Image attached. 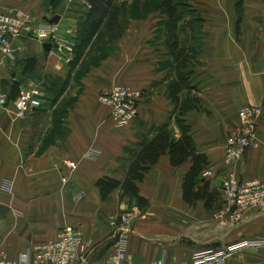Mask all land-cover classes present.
I'll use <instances>...</instances> for the list:
<instances>
[{
    "label": "crops",
    "instance_id": "0c3cea01",
    "mask_svg": "<svg viewBox=\"0 0 264 264\" xmlns=\"http://www.w3.org/2000/svg\"><path fill=\"white\" fill-rule=\"evenodd\" d=\"M189 4L181 35L189 54L185 67H178L169 52L166 16L161 12L141 18L120 14L118 37L93 62L83 57L72 64L75 48L69 63L55 48L47 55L44 42L31 34L13 40L12 59L0 56V82L7 97L0 104V251L9 258L56 239L66 225L82 230L91 248L89 259L95 258L91 264H99L112 250L124 224L129 229L127 257L134 264L161 256L190 264L196 251L220 250L264 231V205L247 208L235 221L223 212L227 204L221 191L230 172L241 180L264 175V0ZM62 6L57 32H68L75 47L87 12L83 6L66 5L65 0L58 6L51 0H0V11L29 13L31 31L52 23ZM32 58L36 64L26 71ZM181 73L189 74L190 96L201 99L198 107H186L187 90L178 104L173 101L169 85ZM115 83L129 84L141 94L138 116L127 126L116 127L99 100L100 93ZM31 84L44 91L42 108L16 118L15 99ZM247 104L263 108L257 145L229 165L224 146L239 130V109ZM165 124L176 136L188 126L197 150L207 155V169L213 174L206 178L219 196L214 207L207 209L204 201L191 206L183 199V180L192 158L174 166L168 153L139 182L147 206L140 208L120 189L103 200L97 180H123L141 143ZM65 159L78 162L72 174L63 165ZM79 191L85 195L77 200ZM122 204L132 211L127 222ZM223 264H264V248L247 249Z\"/></svg>",
    "mask_w": 264,
    "mask_h": 264
},
{
    "label": "built area",
    "instance_id": "2783aa9c",
    "mask_svg": "<svg viewBox=\"0 0 264 264\" xmlns=\"http://www.w3.org/2000/svg\"><path fill=\"white\" fill-rule=\"evenodd\" d=\"M66 5L76 3L84 4L90 8L87 0H65ZM29 13L18 10L0 11V56L2 59H12L15 55L13 40L20 36L33 35L42 42L57 44L55 48L65 63H69L74 49V42L70 35L59 34L55 23H48L38 31H31ZM141 94L126 83H115L104 89L100 95V102L109 109L110 118L116 127L127 126L138 116L139 99ZM44 91L39 85L31 84L22 88L14 102L15 117L25 118L33 110L43 105ZM6 94L0 82V104L6 102ZM263 113L260 105H243L239 109L240 127L239 130L229 135L225 143V163L235 164L239 162L246 150L257 145L258 121ZM63 165L72 174L78 168V162L65 159ZM212 171L207 169L205 177H211ZM62 182H68V176L62 178ZM7 188L11 187L7 183ZM222 198L227 204L223 210L232 219L238 221L247 208L264 205V175L252 180H241L234 172H230L221 184ZM85 193L79 191L75 198L80 200ZM126 212L122 219L127 222L132 218L128 204H122ZM128 226L124 224L115 236L112 250L101 260L99 264H134L127 257V235ZM250 248H264V231L254 237L242 238L227 245L220 250L208 249L199 250L193 254L190 264H223L227 258L243 252ZM90 244L84 239L81 229L76 226L66 225L58 237L35 245L32 249L21 254L19 258H9L3 251H0V264H39L49 262L51 264H90ZM141 264H184L168 261L161 256L149 262Z\"/></svg>",
    "mask_w": 264,
    "mask_h": 264
},
{
    "label": "trees",
    "instance_id": "16d2710c",
    "mask_svg": "<svg viewBox=\"0 0 264 264\" xmlns=\"http://www.w3.org/2000/svg\"><path fill=\"white\" fill-rule=\"evenodd\" d=\"M87 1L91 5L90 8L81 3L72 5H81L87 9L85 18L79 25L77 42L74 47L76 56L73 58L72 64L75 63V59L79 60L83 57H88L92 62L103 57L108 49V43L117 38L120 33L119 16L124 8L117 5V0ZM134 1L136 3L134 7L124 10L130 17H145L156 10L164 13L169 52L178 67H185L188 64L189 54L181 35L186 31L183 13L190 10V7L186 6L183 9L179 7L180 3L176 0ZM62 2L63 0H51V4L57 6ZM140 7L143 8L142 11H140ZM102 36L103 38H101ZM35 64L36 59H30L27 62L26 71L32 69ZM192 88L190 76L186 73L179 74L177 79L169 85L170 95L176 104L179 103L183 91H188L185 97L187 108L201 105L200 97L190 96ZM180 111L183 113L185 109L181 108ZM165 153H168L171 164L174 166L181 165L192 158L191 166L183 180V199L191 206H195L198 201H204L205 207L212 209L218 202L219 196L216 191L211 189L210 180L204 176L209 165L207 155L197 150L188 126H182L180 135L176 136L170 131L167 124L158 128L149 140H144L141 143L123 180L110 176H103L97 180L96 185L102 199H108L114 190L120 189L123 196L136 199L140 208L147 206L148 200L140 195L139 182L143 180L150 167L156 164L160 156Z\"/></svg>",
    "mask_w": 264,
    "mask_h": 264
},
{
    "label": "rangeland",
    "instance_id": "374dc122",
    "mask_svg": "<svg viewBox=\"0 0 264 264\" xmlns=\"http://www.w3.org/2000/svg\"><path fill=\"white\" fill-rule=\"evenodd\" d=\"M146 0H143L142 2H145ZM176 2H179L180 4H179V7H181V8H183V9H185V7L187 6V7H191V5L189 4V0H176ZM117 5L118 6H120L121 8H124V10H126V9H129V8H132V7H134L135 5H136V3H135V1L133 0V1H129V0H117ZM124 10H122L121 11V14H125V16H127L128 15V13H125L124 12ZM143 10V8L142 7H140V11H142ZM154 12H156V13H160V11H154ZM141 13V12H140ZM101 38H103V36L101 37ZM105 40H107V39H105ZM100 54V53H99ZM263 114V113H262ZM262 116V115H261ZM259 122V121H258ZM258 129V128H257ZM129 212H131L132 213V211L130 210ZM126 213V212H125ZM131 217H133V215L131 216ZM113 242V241H112ZM111 242V243H112ZM95 260V258L93 257L92 259H90V264H91V260Z\"/></svg>",
    "mask_w": 264,
    "mask_h": 264
},
{
    "label": "water",
    "instance_id": "95a60500",
    "mask_svg": "<svg viewBox=\"0 0 264 264\" xmlns=\"http://www.w3.org/2000/svg\"><path fill=\"white\" fill-rule=\"evenodd\" d=\"M64 11H65V6H62L58 10V12L51 18V22L52 23H58L59 20H60L61 15L63 14ZM43 45H44L45 53L47 55L49 54V52L51 51V49L53 47H55V48L57 47V44H55V43L53 44V43H50V42H44Z\"/></svg>",
    "mask_w": 264,
    "mask_h": 264
}]
</instances>
